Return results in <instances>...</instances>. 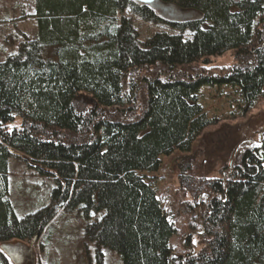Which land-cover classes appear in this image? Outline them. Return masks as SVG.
I'll return each mask as SVG.
<instances>
[{"label":"trees","instance_id":"obj_1","mask_svg":"<svg viewBox=\"0 0 264 264\" xmlns=\"http://www.w3.org/2000/svg\"><path fill=\"white\" fill-rule=\"evenodd\" d=\"M161 1L197 18L169 22L134 0H36L37 36L0 62V244L38 238L66 206L81 208L86 236L122 264H264V140L237 155L226 179L180 175L190 231L203 230L194 235L201 248L185 255L173 253L178 229L146 175L162 157L191 152L215 124L199 103L202 87L237 88L246 112L264 94V0ZM126 10L190 37L140 40L129 18L118 20ZM228 50V72L179 75ZM13 156L56 177L52 206L15 215Z\"/></svg>","mask_w":264,"mask_h":264},{"label":"rangeland","instance_id":"obj_2","mask_svg":"<svg viewBox=\"0 0 264 264\" xmlns=\"http://www.w3.org/2000/svg\"><path fill=\"white\" fill-rule=\"evenodd\" d=\"M156 11L166 21H176ZM35 13L36 0H0V62L17 53L24 39L37 36ZM122 16L131 20L139 39L143 41L161 31L190 37L189 32L175 29L168 22L144 21L128 10L119 14L118 20ZM234 55L233 51L228 50L205 62L199 61L190 69L180 68L179 75L197 74L200 71L215 74L228 72L235 63ZM141 96L139 106L143 101ZM240 101V92L235 87H202L199 103L215 124L194 142L191 152H175L171 156L162 157L161 169L154 174H146L154 183L164 211L178 229L170 240L175 255H185L186 251L191 252L194 247L200 249L203 243L200 238L194 237L203 234L200 219L197 220L200 223L199 230L190 231V216L184 210L187 209L185 203H190L192 197L179 188L180 175L226 179L227 173L237 161V155L248 147H258L263 138L264 94L258 97L255 107L248 112L244 111ZM8 179L9 199L18 218L53 205L52 193L57 188L56 177L40 175L24 158L13 156L9 159ZM203 199H208V195L202 194L197 198L199 203ZM102 213H94L91 221L101 217ZM88 223L81 208L59 207L41 236L35 240L13 239L1 243L0 257H3L6 264H99L98 261L100 264H122L116 252L98 246L86 236ZM191 241L188 247L187 243Z\"/></svg>","mask_w":264,"mask_h":264},{"label":"water","instance_id":"obj_3","mask_svg":"<svg viewBox=\"0 0 264 264\" xmlns=\"http://www.w3.org/2000/svg\"><path fill=\"white\" fill-rule=\"evenodd\" d=\"M141 4L150 5L155 10L167 17H172V19L176 21H190L194 18H197V14L195 12H191L189 10H182L181 8L173 5V4H165L161 0H134ZM36 238H34L35 240Z\"/></svg>","mask_w":264,"mask_h":264}]
</instances>
